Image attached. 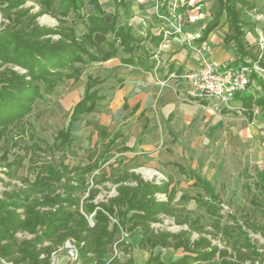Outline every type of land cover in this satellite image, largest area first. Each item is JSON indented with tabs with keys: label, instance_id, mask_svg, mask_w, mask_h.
<instances>
[{
	"label": "trees",
	"instance_id": "trees-1",
	"mask_svg": "<svg viewBox=\"0 0 264 264\" xmlns=\"http://www.w3.org/2000/svg\"><path fill=\"white\" fill-rule=\"evenodd\" d=\"M113 1L115 9L107 11L99 0H0V171L9 179L15 178L28 156L34 172L33 179L22 178V186L4 190L0 196V259L12 264H51L52 252L64 249L69 240L77 250L79 264H99L108 255L105 245L111 231L120 228L126 233L138 228L137 246L149 251L144 264H207L215 257L219 264H253L259 252L244 229L245 224L234 216H230L231 222L222 221L219 195L208 189L191 168L177 164L179 171L193 179L202 191L194 195L183 193L177 199L170 178L159 182L144 180L130 170L138 164L110 165L107 171L100 165L106 162L104 153L117 144L119 132L110 137L102 128H97V133L108 137L104 151L89 150L88 161L82 165L68 166L64 162L66 153H73V123L89 125L87 115L105 99L99 91L103 79L86 77L82 96L72 106L66 124L57 131L52 144L38 137L26 120L33 105L44 101L58 84L79 78L78 65L119 57L122 63L152 71L155 60L152 51L141 44L143 37L126 20L117 23L120 13L126 19L131 15L127 1ZM85 3L93 6L91 13L83 12ZM186 7L183 4L177 8L182 11ZM256 7V0H217L199 40L225 18L228 32L224 41H233L237 60H241L246 55L245 33L252 28L243 20V14ZM44 14L54 17L56 24L40 25L37 19ZM76 21H81L85 28L79 36L74 27ZM162 39V34L151 36V46L157 47ZM255 77L252 72L250 79ZM256 82L264 87L261 80ZM247 89L236 95L241 101V114L248 121L257 116L264 119V93L251 82ZM9 132L14 134L7 147L4 137ZM15 147L18 152H11ZM53 150L60 152L58 162L38 163L34 157L37 152ZM121 150L129 147L123 146ZM105 181L115 185L116 194L96 201L98 185ZM158 193L164 194L165 199H159ZM190 200L196 204L194 211L186 208ZM191 213L195 215L191 217ZM161 215L171 216L175 224L186 228L176 232L155 230L152 224ZM206 226L218 235L223 246L203 235ZM192 232L199 236L191 238ZM17 233L32 237L18 239ZM168 246L181 248L184 253L164 260L155 249ZM112 261L134 264L132 260Z\"/></svg>",
	"mask_w": 264,
	"mask_h": 264
},
{
	"label": "crops",
	"instance_id": "crops-1",
	"mask_svg": "<svg viewBox=\"0 0 264 264\" xmlns=\"http://www.w3.org/2000/svg\"><path fill=\"white\" fill-rule=\"evenodd\" d=\"M125 1L131 15L126 19L120 13L117 23L121 24L126 20L133 30L143 37L141 44L152 51L155 65L152 71H146L138 66L122 63L119 57L78 65L81 70L79 78L76 81L68 80L80 83L82 96L88 75L103 79L99 84V91L105 99L99 101L87 115L89 125H84L83 122H75L73 125L82 123L84 126H90L92 115H95L99 124L97 128L104 129L110 137L119 132L116 142L120 138H125L124 146L129 147L126 151L139 149L141 157L154 158L167 172L165 180L171 179L170 186L174 185L176 190H179L180 185L186 180L191 188L197 189L193 194H189L194 195L202 189L193 184V179L186 178L179 171L177 164L191 168L201 176L195 169L190 154L207 141L211 145L212 142L215 143V146L220 143L226 144L227 152H231L229 158L234 157L237 162L241 160L244 163L251 137L254 143L252 157L255 158L258 156L261 140L264 141V122L260 120L263 118L258 116L248 121L241 114L242 105L237 96L232 102V108H226L205 97L190 96L187 93V82L182 75L197 69L201 57H206L217 64L256 63L264 70V48L261 49L258 43L259 36H264V0L257 2L256 8L243 14V20L252 25V28L245 33L246 55L241 60H237L238 53L233 41L229 43L224 41V36L228 32L225 18H221L219 24L204 39L199 40L203 28L217 7V0H181L179 5H188L184 10H180L183 16L182 32L169 36L164 33L172 21L169 0ZM99 2L107 11L115 9L113 0ZM92 11L93 6L85 3L83 12L88 14ZM74 27L78 36L85 31L81 21H76ZM158 34H162L163 39L157 47H152L150 37ZM82 66H85L87 71H82ZM255 74V79L264 83V78ZM255 79H250L252 86L264 93V87L261 88ZM106 90H109L108 97ZM201 178L203 184L213 191L205 184L202 176ZM183 193L186 192H180L179 195ZM123 236L124 241L132 248V255L128 261L144 264L149 257V251L137 246L139 229L123 233L117 228L110 232L108 239L111 238V243L116 245ZM109 245H105L107 254H110ZM160 248L166 250L173 247ZM172 250L176 257L184 253L181 248ZM179 250L182 252L177 254ZM142 252H145L146 256ZM160 256L162 258V255ZM112 257H115L113 252ZM176 257L170 255V258ZM66 260V254L60 257L61 264H65ZM99 264L112 263H109V260H102Z\"/></svg>",
	"mask_w": 264,
	"mask_h": 264
},
{
	"label": "rangeland",
	"instance_id": "rangeland-1",
	"mask_svg": "<svg viewBox=\"0 0 264 264\" xmlns=\"http://www.w3.org/2000/svg\"><path fill=\"white\" fill-rule=\"evenodd\" d=\"M256 1L263 2V0ZM26 4L30 5L31 2H27ZM34 9H36V7ZM37 20L40 25L56 24V19L48 14L38 17ZM1 21L2 18L0 16V22ZM81 68L82 71H87L85 66ZM81 90L82 86L79 82L67 80L58 84L54 91L46 96L44 101H37L33 105L31 112L26 116V120L31 123L38 137L45 140L48 144H52L53 137L57 131L66 124L67 112L72 104L81 96ZM106 96H109V90H106ZM91 120L92 124L90 126H84L82 123L81 125H73L72 134L75 136L74 145L72 147L73 153L67 152L64 159V162L68 166L87 163V155L91 149L99 153L106 148L108 137H101L97 134V127L99 124L95 115H92ZM260 120L264 122V119ZM13 134L14 132H9L4 137V143L7 147L11 145ZM25 141H28V143L30 142L28 139ZM125 141V138H120L110 151L104 153L107 159L106 162L101 163V168H105L109 171L110 165L138 164L130 170L137 173L142 179L155 182H157V180L166 179L167 172L164 171L162 166L155 162L154 158L146 156L141 157L142 154L138 152L139 149L122 151L121 148L124 146ZM252 141L251 137L249 145L247 146L248 149H246L247 155H245V160H243L244 163H242L241 160L237 162L234 157L231 159L229 158L231 152H227L226 144L220 143L215 146V143L212 142L211 145L208 141L196 147L190 154V158L195 169H197L204 178L205 184L219 195L221 201L220 213L223 216L222 221L231 222L230 216H234L239 223L245 224L246 227H244V229L255 243L259 252L253 264H264V141L261 140L260 149H258L259 151L257 153L258 156L255 158L252 157V148L254 144ZM20 143L22 145L25 144L23 141ZM11 152H18V148L15 147L11 149ZM34 157L38 163L42 161L58 162L59 159H61L60 152L56 150L37 152ZM29 165L30 162L28 156H26L23 160V166L19 167L17 170V176L12 179L4 176L0 171V176L3 178V180L0 181V196L4 190L22 186V178L26 177L28 179H33L34 172L30 169ZM244 167H246V169ZM184 182V184L180 185V189L177 190L176 199L180 192L193 194V192L197 190L191 188L190 185L186 183V180H184ZM88 185H92L90 177ZM98 188L100 191L96 196V201L104 200L108 196L116 194L115 185L108 181L100 183ZM186 208L194 211L196 209L195 202L190 200L186 204ZM194 215V213L190 214L191 217ZM112 222H114V219H112ZM152 226L155 230H169L172 232L186 228L185 225L175 224L173 218L166 215H161L160 220L153 223ZM208 231L211 233H208ZM203 235L211 239L212 243L218 244L220 247L223 246L218 235H216L210 226L205 227V233H203ZM198 236L196 232L191 233V238L193 239ZM31 237V235L26 233H17L18 239ZM111 242V238L106 242V244H110L108 246L110 254L107 255L105 260H109V263H112L113 259L118 262H120L119 260L127 262L132 255L131 245L124 240L120 246H116ZM71 243L74 246L73 241H71ZM172 249L173 248L162 250L160 247H157L155 251L159 252L164 260H168L170 255L173 257L177 256L174 255L175 252H173ZM112 252L115 257L111 258ZM180 252L182 251L179 250L177 254H180ZM142 253L146 256L145 252ZM64 254L66 253H61L60 257ZM51 255L53 256V252ZM60 257L57 259V264H61ZM76 262L79 264L78 254ZM67 263H69L68 256L65 264ZM207 264H219L218 258H213L208 261ZM246 264H250V262L247 261Z\"/></svg>",
	"mask_w": 264,
	"mask_h": 264
},
{
	"label": "built area",
	"instance_id": "built-area-1",
	"mask_svg": "<svg viewBox=\"0 0 264 264\" xmlns=\"http://www.w3.org/2000/svg\"><path fill=\"white\" fill-rule=\"evenodd\" d=\"M181 0H169L170 12L172 21L168 28L164 31L166 36L179 34L182 32V13L178 10ZM258 43L260 48H264V36H259ZM252 72L257 73L264 78V70L256 63H225L217 64L206 57H201L200 66L188 71L182 75L187 82V93L192 97H205L216 103L232 108V102L237 93L247 90ZM160 180H157L159 182ZM159 199H165V195L158 193ZM66 253L69 258L67 264H78L77 250L72 243L67 240L64 244V249L58 252H53L51 264H57V259L60 257L57 254ZM1 264H11L3 259H0Z\"/></svg>",
	"mask_w": 264,
	"mask_h": 264
},
{
	"label": "water",
	"instance_id": "water-1",
	"mask_svg": "<svg viewBox=\"0 0 264 264\" xmlns=\"http://www.w3.org/2000/svg\"><path fill=\"white\" fill-rule=\"evenodd\" d=\"M61 254V252H59L58 254H57V256H59Z\"/></svg>",
	"mask_w": 264,
	"mask_h": 264
}]
</instances>
